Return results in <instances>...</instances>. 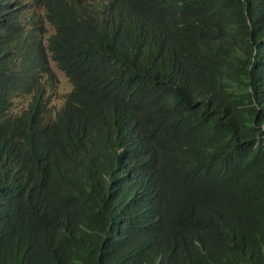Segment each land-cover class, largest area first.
Wrapping results in <instances>:
<instances>
[{
    "label": "trees",
    "instance_id": "16d2710c",
    "mask_svg": "<svg viewBox=\"0 0 264 264\" xmlns=\"http://www.w3.org/2000/svg\"><path fill=\"white\" fill-rule=\"evenodd\" d=\"M27 1L0 0V264H264V0Z\"/></svg>",
    "mask_w": 264,
    "mask_h": 264
},
{
    "label": "rangeland",
    "instance_id": "374dc122",
    "mask_svg": "<svg viewBox=\"0 0 264 264\" xmlns=\"http://www.w3.org/2000/svg\"><path fill=\"white\" fill-rule=\"evenodd\" d=\"M26 3H28L27 11L28 12L34 11L35 15L43 20V15L41 14L40 10L37 9L32 4L33 2L28 0ZM43 25H44L45 29H47L48 31L50 30V26L45 21H43ZM48 64H49L50 69L53 71V73L55 74L56 79H57L56 93H57L58 96L61 97L66 92L69 91L71 85H70L68 79L66 78V76L63 74V72L60 71L56 67L55 63L49 58H48ZM57 101H60V99H58Z\"/></svg>",
    "mask_w": 264,
    "mask_h": 264
}]
</instances>
